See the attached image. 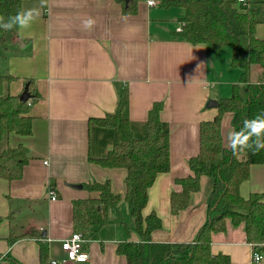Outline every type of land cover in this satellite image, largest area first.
<instances>
[{
	"label": "crops",
	"instance_id": "obj_1",
	"mask_svg": "<svg viewBox=\"0 0 264 264\" xmlns=\"http://www.w3.org/2000/svg\"><path fill=\"white\" fill-rule=\"evenodd\" d=\"M133 1L137 13L127 15L124 0H44L41 16L31 27L6 31L0 74L15 80L5 93L21 96L26 83L33 81L37 100L29 110L32 133L9 135V147H24L28 163L21 179L0 178V264H15L4 256L20 264H41V244L51 261L66 259L62 241L75 231L74 202L100 195L88 189L93 181L109 180L113 193L124 196L126 171L91 161L106 158L115 141L114 129L94 119L115 113L119 102L137 139L147 135L153 104L163 103L160 118L170 139L171 166L148 191L143 215L155 213L162 222L151 241L192 242L206 222L212 179L202 177L201 190L178 214L171 211V194L182 189L177 179L193 175L189 161L200 151V124L218 114L208 102L230 97L241 71L231 66V48L215 51L209 44H192L177 35L184 9L165 8L164 0ZM247 4L260 12L256 37L264 39V0ZM39 6L40 0L22 2V9ZM89 18L96 22L91 29L84 27ZM263 72L253 65L251 82L257 84ZM233 117L230 112L223 116L224 146L228 130H234ZM48 184L56 191L54 201ZM240 194L245 199L261 194L264 201V164L251 166ZM11 235L20 238L11 243ZM84 236L89 260L65 264H127L119 245L141 241L124 199L110 210L106 226H93ZM253 249L244 224L228 221L226 231L212 237V254L228 256L229 264H264V259L253 261Z\"/></svg>",
	"mask_w": 264,
	"mask_h": 264
},
{
	"label": "trees",
	"instance_id": "obj_2",
	"mask_svg": "<svg viewBox=\"0 0 264 264\" xmlns=\"http://www.w3.org/2000/svg\"><path fill=\"white\" fill-rule=\"evenodd\" d=\"M23 0H0V17L5 20L22 9ZM165 8L185 10L186 23L180 38L192 44H209L213 50L232 49L231 66L241 71L239 82L232 88L230 97L220 98L218 114L212 121L200 124V151L189 161L192 176L177 179L181 191L171 194V211L178 214L189 207L193 194L201 190L202 177L212 179V188L207 201V219L198 230L194 241L189 243H153L151 234L162 227L159 216L152 213L146 217L143 210L148 202L149 188L159 174L170 170V139L164 132L160 118L162 102H155L148 113L147 135L137 139L129 119L124 114V105L119 102L115 113L94 119L102 127L115 131V141L108 156L91 160L106 169L126 171L124 196L113 193L112 184L93 181L88 189L99 192L98 198L78 200L73 205L75 232L87 234L93 226L104 227L109 212L121 200H125L134 218L141 241H124L118 252L127 259V264H229L224 255H213L212 237L227 229L228 221L233 226L244 224L247 241L254 250L264 252V201L261 194H252L245 199L240 186L249 179L254 164H264V149L238 150L235 153L223 145L222 120L233 114L234 130L239 131L244 120L264 114V72L257 84L251 82L253 65L264 69V39L256 37L260 12L238 0H164ZM137 3L130 1L124 6L127 15L136 14ZM6 42V30L0 28V46ZM15 80L12 75L0 74V178L15 181L23 177L28 163L26 150L9 147L11 133L27 136L32 133V118L29 110L37 100L33 81L26 83L29 99L6 94L7 86ZM26 233L24 236H31ZM20 237L12 236V243ZM41 239H39V242ZM41 264H51L48 249L41 244ZM3 256L0 254V259ZM4 259L19 262L9 256Z\"/></svg>",
	"mask_w": 264,
	"mask_h": 264
},
{
	"label": "clouds",
	"instance_id": "obj_3",
	"mask_svg": "<svg viewBox=\"0 0 264 264\" xmlns=\"http://www.w3.org/2000/svg\"><path fill=\"white\" fill-rule=\"evenodd\" d=\"M43 6L44 0H40L39 7L21 9L16 15L7 18V20L0 17V28L8 31L13 28L27 29L31 27L41 16ZM95 23L94 19L89 18L84 22V27L91 29ZM225 146L234 153L245 149L254 148L256 151L264 149V114L244 120L239 131L229 129Z\"/></svg>",
	"mask_w": 264,
	"mask_h": 264
},
{
	"label": "built area",
	"instance_id": "obj_4",
	"mask_svg": "<svg viewBox=\"0 0 264 264\" xmlns=\"http://www.w3.org/2000/svg\"><path fill=\"white\" fill-rule=\"evenodd\" d=\"M239 2L246 3L247 0H238ZM148 4L150 6H156L154 1H149ZM186 23L184 21H180L176 27V32H182L183 28L185 27ZM47 193L51 200H56L57 195L56 191L52 185H47ZM84 242L85 236L81 232H73L67 239L62 241V250L66 254V259L63 261L52 260L51 264H65L68 261L74 262H87L89 260V254L84 250ZM254 250V249H253ZM264 259V254L254 250L253 251V261L259 262Z\"/></svg>",
	"mask_w": 264,
	"mask_h": 264
},
{
	"label": "water",
	"instance_id": "obj_5",
	"mask_svg": "<svg viewBox=\"0 0 264 264\" xmlns=\"http://www.w3.org/2000/svg\"><path fill=\"white\" fill-rule=\"evenodd\" d=\"M130 1H131V0H124V2H125L126 5H128ZM20 99H21L22 101H27V100L29 99L28 87H27V86H26V88H25L23 94L20 96ZM217 105H218V103H217V101H215V100H210V101L208 102V107H217Z\"/></svg>",
	"mask_w": 264,
	"mask_h": 264
},
{
	"label": "rangeland",
	"instance_id": "obj_6",
	"mask_svg": "<svg viewBox=\"0 0 264 264\" xmlns=\"http://www.w3.org/2000/svg\"><path fill=\"white\" fill-rule=\"evenodd\" d=\"M3 46V45H2ZM1 47V46H0ZM1 150V149H0Z\"/></svg>",
	"mask_w": 264,
	"mask_h": 264
}]
</instances>
